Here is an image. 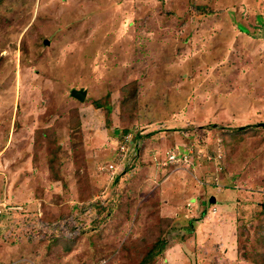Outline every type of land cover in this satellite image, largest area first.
<instances>
[{"label": "rangeland", "instance_id": "374dc122", "mask_svg": "<svg viewBox=\"0 0 264 264\" xmlns=\"http://www.w3.org/2000/svg\"><path fill=\"white\" fill-rule=\"evenodd\" d=\"M261 121L264 0H0V264H262Z\"/></svg>", "mask_w": 264, "mask_h": 264}, {"label": "trees", "instance_id": "16d2710c", "mask_svg": "<svg viewBox=\"0 0 264 264\" xmlns=\"http://www.w3.org/2000/svg\"><path fill=\"white\" fill-rule=\"evenodd\" d=\"M136 94H137V86L134 89H132V88L126 89V91L123 92V96L121 99L122 105L124 104L130 108H133V106H134L133 101H134ZM97 103H99V102H97ZM103 105L106 106L107 115H110V112L112 109L111 104L108 102V103L103 104ZM248 126H250V125H248ZM248 126H246V127H248ZM254 126H259V125L256 124ZM246 127L241 128L240 126H236V127L232 128V127H223L222 126V129H223L222 131L224 132V134L235 135L238 132L246 131L245 130ZM224 137L226 138L225 135H224ZM141 154L142 153H141V149H140V153L138 154V157L136 158V160H134L132 163L128 164L126 169H124L122 172L118 173V175L116 176V178L113 182L114 185H117V180H120V176H121L120 174L121 173L127 172L128 170H130L136 166V163L140 159ZM117 193L118 192L116 191L111 197H109L108 202L99 200L95 203V205H97V207L100 208L101 210H105L106 209L105 207L109 206V208L107 209V212L105 210V215H103V217L100 218L102 220L101 223H103L106 219L109 220V219L113 218L114 209H116V207L118 205ZM260 220H261L260 225L256 227V236L262 243L263 249L261 251V258L260 259H262L261 261L263 264L264 263V207L263 206L260 210ZM145 236H147V235L146 234L142 235L138 239L134 240V244L131 243V245L129 247V248H133V245H135V248H136V247H140L141 244H143V245L145 244L146 245L145 248H147V252L146 251L144 252L141 259L138 261L137 260L134 261L132 264H149V257L150 256H151V258H150V261H151L153 258H155L161 254L160 246H161V244H164V242H162L163 239L158 238L157 241L151 242L152 240H150V242H149L148 238H145ZM143 245H141V246H143ZM96 262H97V260H96Z\"/></svg>", "mask_w": 264, "mask_h": 264}, {"label": "built area", "instance_id": "2783aa9c", "mask_svg": "<svg viewBox=\"0 0 264 264\" xmlns=\"http://www.w3.org/2000/svg\"><path fill=\"white\" fill-rule=\"evenodd\" d=\"M127 142H126V137H122V140L120 141V146H119V152H120V148L122 149V151H123V154H122V152H121V154H122V158H125V145L127 146V144H126ZM192 153H193V150H192V148L190 147H188L187 148V151L186 152H184V153H180L178 150H169L168 152H167V156H166V158H165V162H164V164L167 162V163H175V162H185V163H188V165H191L193 162H192ZM119 156V155H118ZM119 159H121L120 158V156H119ZM117 167H118V165L116 164V165H111V166H109V169H110V172H111V170L113 171V172H111V174H113V173H115V171H116V169H117ZM11 208V207H10ZM0 213H3V209L2 208H0ZM105 261V260H104ZM87 264H90V263H87ZM99 264H101V263H99Z\"/></svg>", "mask_w": 264, "mask_h": 264}, {"label": "clouds", "instance_id": "9594fccd", "mask_svg": "<svg viewBox=\"0 0 264 264\" xmlns=\"http://www.w3.org/2000/svg\"><path fill=\"white\" fill-rule=\"evenodd\" d=\"M122 137H123V135L121 134V137L119 136V146H120V141L122 140ZM119 146H118V149H119ZM181 147L182 146H178V145H176L175 147H173V148H169L168 150H167V152L169 151V150H178L180 153H184V152H186L187 151V148H184L183 150H181ZM184 147V146H183ZM140 149L141 148H138L137 149V151H136V154L133 156V159L132 160H130L129 162H127L126 164H125V166L124 167H126L128 164H130V163H132L137 157H138V154L140 153ZM117 156H118V154H117ZM166 156H167V153H165V155L163 156V158H162V161H161V163H162V165H171V164H173V163H165L164 164V160H165V158H166ZM115 158V157H114ZM194 155H193V153H192V162L194 161ZM175 163H179V162H175ZM183 163H185V162H180V164H183ZM185 164H188V163H185ZM189 166H191V165H189Z\"/></svg>", "mask_w": 264, "mask_h": 264}, {"label": "water", "instance_id": "95a60500", "mask_svg": "<svg viewBox=\"0 0 264 264\" xmlns=\"http://www.w3.org/2000/svg\"><path fill=\"white\" fill-rule=\"evenodd\" d=\"M73 96L79 98L80 100H84L86 97V92L84 90L81 89H75L72 92ZM257 125L259 126H264V121L259 122ZM213 126H218L217 124H214ZM241 128H244L246 126H240Z\"/></svg>", "mask_w": 264, "mask_h": 264}, {"label": "bare ground", "instance_id": "6f19581e", "mask_svg": "<svg viewBox=\"0 0 264 264\" xmlns=\"http://www.w3.org/2000/svg\"><path fill=\"white\" fill-rule=\"evenodd\" d=\"M168 30V29H167ZM262 168V167H261ZM240 171V170H239Z\"/></svg>", "mask_w": 264, "mask_h": 264}]
</instances>
